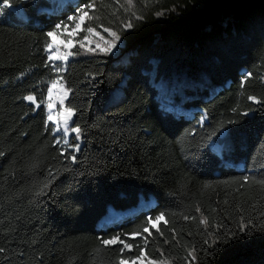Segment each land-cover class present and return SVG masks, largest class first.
Masks as SVG:
<instances>
[{"label": "trees", "instance_id": "16d2710c", "mask_svg": "<svg viewBox=\"0 0 264 264\" xmlns=\"http://www.w3.org/2000/svg\"><path fill=\"white\" fill-rule=\"evenodd\" d=\"M13 3L0 16V264H120L141 250L264 264V0H165L182 13L116 28V57L84 51L83 30L66 67L47 33L81 0ZM58 79L82 129L67 145L47 118ZM114 236L133 247L102 244Z\"/></svg>", "mask_w": 264, "mask_h": 264}, {"label": "rangeland", "instance_id": "374dc122", "mask_svg": "<svg viewBox=\"0 0 264 264\" xmlns=\"http://www.w3.org/2000/svg\"><path fill=\"white\" fill-rule=\"evenodd\" d=\"M25 1H27V0H25ZM56 1L61 3V4H65L67 1H74V0H56ZM102 1L103 0H95L96 3H100ZM104 1H106V0H104ZM108 1H112V2L106 3V6H104L102 8V10L98 9V11H96V15L99 16L100 18L95 20V21H97L99 23L101 22L103 24V27L100 26L101 31H96L97 33H99V35L89 34L86 31V33H85L86 37L82 41H80V47L84 51H86L87 53H98V52L104 53L100 50V48L104 47L105 42L111 40V38H112L111 32L115 31V29L118 27H121L127 31H131V30H133V28L136 24L143 23V22H152V21H158L160 23H164V22L170 21V19L173 16L180 15L182 13V9H180L177 6H173L170 8H164L163 3L165 0H146V4H145V0H135V7L129 6L127 4L126 0H108ZM125 9H127V10H125ZM101 13L103 15H101ZM157 13H163V14L157 15ZM91 14L92 13H90V15ZM103 16L110 18V20L107 22ZM129 21L133 25L132 28L126 27V24ZM220 21L224 25L231 22L230 17L226 14H224V16L222 17V19ZM84 26L85 25H83L80 30H74V24L71 22V24L68 25L67 31H63V28H62V31L60 34H57V35L51 37V43H55L56 45L60 46L61 51L66 50V51H70L72 53V55L69 56L66 61H53V60H51L54 64L59 63L63 67H66L67 63L73 57V49L78 44L77 40H78V38L81 37V34L83 33V30H84ZM104 28H109L110 31L105 32ZM206 30H209V29H206ZM69 32L73 33L71 37H69V35H68ZM68 39H71V44H69L67 46V48H65V44H66V41ZM97 45H100V47H97ZM123 47H124V42L120 37V40L117 42L116 47L114 49H112L111 52L104 53V54L110 55L112 57H116L121 53ZM90 48L93 50L89 51ZM54 52H55V49L49 51V56L52 55ZM122 58L125 60L126 55L123 56ZM50 88H52V85ZM65 91H67V90H66L65 86L63 85L61 79H58L55 88H53L52 98H51L52 104H53L52 112H53V116H54V119L51 122L56 127V134L58 136H60V138H59L60 143L67 145L69 139L72 136H76L77 134L71 131L73 116L71 117V119L68 122L67 134L63 131L65 125L63 123L62 117L60 119V123L59 124L56 123V116L58 113H62L63 108L65 107V102L68 99V96H67V98L64 100L63 106H61L58 103V99H59L60 95ZM120 95H121L120 92H117V91L115 92L116 97H119ZM116 100H117V98H115V101ZM48 102H49V97H48ZM57 128H59L60 131H57ZM222 135H225V133L223 132ZM63 138H65V140H67V143L62 141ZM214 147L218 150L220 149V147L218 145H216ZM141 206L147 207V206H149V203H143V204H141ZM128 214H129L128 212H125L123 214H114L112 212L106 220L108 222H111L112 220L127 216ZM152 225L154 227H157V222L152 223ZM148 261L149 260H146V258H145L142 261V264H148ZM128 264H133V262H128ZM136 264H141V261H136ZM157 264H168V263L161 262V263H157Z\"/></svg>", "mask_w": 264, "mask_h": 264}, {"label": "snow or ice", "instance_id": "6c2138e0", "mask_svg": "<svg viewBox=\"0 0 264 264\" xmlns=\"http://www.w3.org/2000/svg\"><path fill=\"white\" fill-rule=\"evenodd\" d=\"M16 2L17 3H25V0H16ZM126 2L129 6L135 7V0H126ZM145 4H146V0H145ZM2 5L3 6L0 7V16H3L5 14V9H11L14 7L13 0H2ZM96 9H97V5H96L95 0H87V2H85V0H81V3L77 5L76 13L74 15L68 16L67 21L72 22L74 24V30H80L82 28V26L85 25L87 22L94 21V20H97L100 18L99 16L96 15ZM125 10H127V9H125ZM90 13H92V14L90 15ZM162 14L163 13H157V15H162ZM62 24H63V31H67L68 30V24L62 21L61 23H56L54 30L49 31L47 33V36L53 37L57 34H60L62 31ZM100 26L103 27V24H101ZM126 27L132 28L133 25L129 21L126 24ZM84 30H86L89 34L99 35V33L96 32L94 27H86ZM104 31L109 32L110 29L104 28ZM72 34H73L72 32H69L68 33L69 37H71ZM111 37H112L111 40L105 42L104 47L100 48V50L102 52H104V53L111 52L112 49H114L116 47L117 42L120 40V35L118 33H116L115 31L111 32ZM69 44H71V39H68L66 41L65 48H67V46ZM97 47H100V45H97ZM47 49L49 51L55 49V52L49 56V59L53 60V61H66L68 59V57L72 55V53L70 51H66V50L61 51L60 46L56 45L55 43H48ZM92 50L93 49H91V48L89 49V51H92ZM57 70L63 71V69H57ZM249 75H251V74H249ZM56 84H57V81L53 80L52 81V88L48 89L49 102L47 105V107H48V117L47 118L49 121H52L54 119L53 112H52L53 104H52L51 98H52L53 88H55ZM67 96H68L67 91L63 92L60 95V97L58 99V103L61 106H63L64 100L67 98ZM248 98L250 100L256 101L257 103H260V101H257L256 97H254V96H249ZM24 99L35 102V97L32 95L26 96V97H24ZM36 107L39 108V104H37ZM73 114H74V110L72 108L64 107L62 113H58L56 116V123L57 124L60 123V119L62 117L63 123L65 125L63 131L66 134L68 132V122L71 119V117L73 116ZM244 115H248V113H244ZM235 123H237V122L236 121H229V124H235ZM57 131H60V129L57 128ZM71 131L76 133L77 137H79L82 133V129L80 127L72 128ZM56 142L58 144L60 143L59 140H57ZM65 143H67V140H65ZM74 147H75L76 151H79V145L78 144L74 145ZM71 158L73 161H75V159H76V157L74 155ZM250 179L251 178L249 176L243 177L244 181H249ZM257 183L264 185V180L257 181ZM163 218H164V213H160L159 215H157L155 217V220L160 221V220H163ZM186 219H187V217H186ZM147 223L150 225L153 223L152 217L147 218ZM204 223L206 224L207 221L205 220ZM143 231L145 233H147V232H149V228L145 227L143 229ZM135 235H138V233L133 234V236H135ZM117 243L124 244V248H127V249H131L133 247L132 244H127V243H124V241L120 240L119 236H114L110 239L102 241L103 245H113V244H117ZM2 251H4V250L0 249V252H2ZM144 259H145V256H144L143 250H141V255L135 258V260L133 261V264H136V261H141V264H142V261ZM120 264H128V261L122 259L120 261ZM148 264H157V262L154 260H149Z\"/></svg>", "mask_w": 264, "mask_h": 264}]
</instances>
